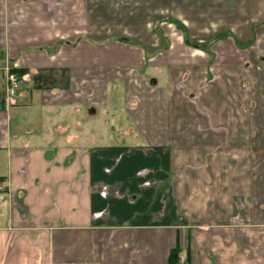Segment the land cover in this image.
Masks as SVG:
<instances>
[{
  "label": "crops",
  "instance_id": "obj_1",
  "mask_svg": "<svg viewBox=\"0 0 264 264\" xmlns=\"http://www.w3.org/2000/svg\"><path fill=\"white\" fill-rule=\"evenodd\" d=\"M0 264H264V0H0Z\"/></svg>",
  "mask_w": 264,
  "mask_h": 264
},
{
  "label": "built area",
  "instance_id": "obj_2",
  "mask_svg": "<svg viewBox=\"0 0 264 264\" xmlns=\"http://www.w3.org/2000/svg\"><path fill=\"white\" fill-rule=\"evenodd\" d=\"M7 94L8 96H13L16 92L17 86L19 84V78L12 72H7Z\"/></svg>",
  "mask_w": 264,
  "mask_h": 264
},
{
  "label": "trees",
  "instance_id": "obj_3",
  "mask_svg": "<svg viewBox=\"0 0 264 264\" xmlns=\"http://www.w3.org/2000/svg\"><path fill=\"white\" fill-rule=\"evenodd\" d=\"M186 43H188V42H186ZM188 44H189V43H188ZM189 45H192V44H189ZM192 46H195V44H193ZM12 73H14V71H12ZM177 255H178L177 252L173 250V251L170 253V255H169V262H170V263L175 262V261L177 260V258H178Z\"/></svg>",
  "mask_w": 264,
  "mask_h": 264
}]
</instances>
